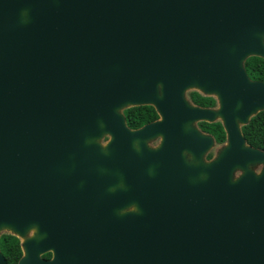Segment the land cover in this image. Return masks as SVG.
Wrapping results in <instances>:
<instances>
[{"label": "water", "instance_id": "water-1", "mask_svg": "<svg viewBox=\"0 0 264 264\" xmlns=\"http://www.w3.org/2000/svg\"><path fill=\"white\" fill-rule=\"evenodd\" d=\"M45 5L0 22V235L20 239L19 264H264V152L241 130L264 111L244 66L264 58V0ZM145 106L162 120L129 129ZM218 119L228 146L206 161L213 138L187 127ZM122 168L126 215L92 202Z\"/></svg>", "mask_w": 264, "mask_h": 264}, {"label": "flooded vegetation", "instance_id": "flooded-vegetation-1", "mask_svg": "<svg viewBox=\"0 0 264 264\" xmlns=\"http://www.w3.org/2000/svg\"><path fill=\"white\" fill-rule=\"evenodd\" d=\"M45 1L46 0H0V22L12 21L11 15L17 14L18 12H21V13L23 12V16H24L25 10H26L25 6H28V4L38 5V10L36 12L38 14L41 13L43 15V17H44V14H46L48 16L49 8H48V5L46 7ZM47 2H48V0H47ZM252 58H260V59L264 60V58L259 57V56H253V57L248 58L246 60V62H245V65H244L245 66V70L247 72V75L249 76V78H250V80L252 82L264 83L262 81H258V80L252 79L251 76L249 75V72L247 70L246 64ZM193 93H198V94H200L201 96H203L205 98H213L216 101V105L214 107H207V108L206 107H201L199 105H196L193 102L192 97H191V95ZM186 99H187V101H189L191 103V105L196 106V107L205 108V109H211V110H214V111L220 110L219 100L216 97H209L207 95H204L202 92H200L198 90L190 91V93H188V97H186ZM262 112H264V111H262ZM124 115H125V112H124ZM157 115H158V119L156 121H154V122L149 123V124L156 123V122L162 120V118L158 114V112H157ZM257 115H255V116H257ZM254 117H252V119ZM125 118H126V116H125ZM251 120H250V122H251ZM126 121H127V119H126ZM149 124H146L145 126H147ZM218 124H220L222 126L223 131H224L225 136H226V140L223 143H219L217 141L216 136L213 133L209 132V130H207V127L215 126V125H218ZM127 126H128V124H127ZM145 126H143L142 128H144ZM243 127H245V126H243ZM243 127L241 128V130L243 129ZM142 128H140V129H142ZM129 129H131V128H129ZM140 129H137V130H140ZM187 129L188 130L192 129V130L198 131L203 136H208V137L213 138L214 145L210 149V151L206 154V156H205V160L206 161H213L214 159H216L219 156V154L221 152H223L224 149L228 146V133H227V131L225 129V126H224V124H223L221 119H218L215 122L198 121L196 123H193V124L189 125V127H187ZM131 130H133V129H131ZM133 131H135V130H133ZM242 133H243V130H242ZM243 136H244V134H243ZM244 138H245V136H244ZM109 140H110L109 137L105 138L104 139V142H105L104 145H106L109 142ZM163 144H164V138L162 136H158V137H156V138H154V139H152V140H150L148 142V146H149V148L151 150H158V149H160L163 146ZM248 146L251 147L250 145H248ZM251 148H253V147H251ZM219 149L221 151L218 154H217V152L213 153L215 150L218 151ZM253 149H256V148H253ZM256 150H259V149H256ZM259 151H262V150H259ZM262 152H264V151H262ZM185 156H188L189 160H190V158H192L191 155L186 153V152H185ZM255 167L262 168V171L264 169V165H262V164L261 165H257ZM119 171L121 172V183H120V185L118 187L113 185V184L101 185L103 187L99 186L97 188V193H96L95 198H92V202L95 203L96 206L99 205L100 207H103L104 210L105 209L106 210L111 209V210H113V212H117L120 215H126V214L131 212V209L129 207L128 194H126V193L129 192V184L126 183V180H125L126 169L122 168ZM127 177H128V174H127ZM119 189L122 190V194L117 195ZM125 195H127L128 201L127 200L124 201V196ZM21 245H22V243H21ZM52 257H53V255L51 254V258H49V259L45 258V259L46 260H51Z\"/></svg>", "mask_w": 264, "mask_h": 264}, {"label": "trees", "instance_id": "trees-1", "mask_svg": "<svg viewBox=\"0 0 264 264\" xmlns=\"http://www.w3.org/2000/svg\"><path fill=\"white\" fill-rule=\"evenodd\" d=\"M249 75L252 79L264 82V60L252 58L246 64ZM193 102L201 107H214L216 101L213 98H205L198 93L191 95ZM127 124L129 128L137 130L154 122L158 119L154 107H135L125 111ZM209 132L213 133L219 143L226 140L225 133L220 124L207 127ZM243 134L247 144L253 148L264 151V112L255 116L249 125L243 127ZM0 248L8 264H19L23 257L21 241L15 236L5 234L0 238ZM44 258H51V254L45 255Z\"/></svg>", "mask_w": 264, "mask_h": 264}, {"label": "rangeland", "instance_id": "rangeland-1", "mask_svg": "<svg viewBox=\"0 0 264 264\" xmlns=\"http://www.w3.org/2000/svg\"><path fill=\"white\" fill-rule=\"evenodd\" d=\"M190 91H192V90H190ZM190 91H188V92L186 93V97H188V93H190ZM102 143L105 144L104 141H102ZM220 148H221V147H220ZM220 151H221L220 149H219L218 151L215 150L213 153L217 152V154H218ZM252 169H253V171H255L257 174H260L261 171H262V168H258V167H252ZM241 175H242V172H241V171H237V172L235 173V179H238ZM9 233H10V232H8V231H2V233H1L0 236H3V235H5V234H9Z\"/></svg>", "mask_w": 264, "mask_h": 264}]
</instances>
